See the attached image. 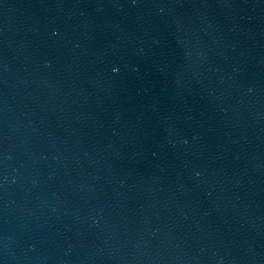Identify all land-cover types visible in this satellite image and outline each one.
<instances>
[{
    "label": "water",
    "instance_id": "1",
    "mask_svg": "<svg viewBox=\"0 0 264 264\" xmlns=\"http://www.w3.org/2000/svg\"><path fill=\"white\" fill-rule=\"evenodd\" d=\"M196 102L264 264V0H163Z\"/></svg>",
    "mask_w": 264,
    "mask_h": 264
}]
</instances>
